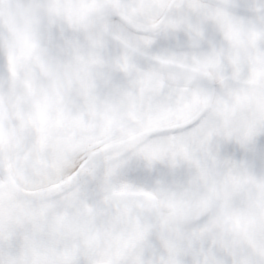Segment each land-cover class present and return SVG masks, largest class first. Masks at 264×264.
<instances>
[{"label": "snow or ice", "instance_id": "1", "mask_svg": "<svg viewBox=\"0 0 264 264\" xmlns=\"http://www.w3.org/2000/svg\"><path fill=\"white\" fill-rule=\"evenodd\" d=\"M0 264H264V0H0Z\"/></svg>", "mask_w": 264, "mask_h": 264}]
</instances>
